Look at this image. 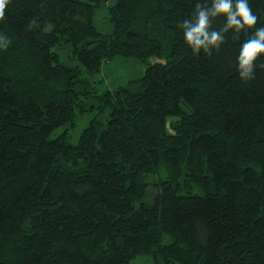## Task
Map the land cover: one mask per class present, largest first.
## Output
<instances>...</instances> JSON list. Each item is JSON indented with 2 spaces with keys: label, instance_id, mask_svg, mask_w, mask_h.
<instances>
[{
  "label": "trees",
  "instance_id": "obj_1",
  "mask_svg": "<svg viewBox=\"0 0 264 264\" xmlns=\"http://www.w3.org/2000/svg\"><path fill=\"white\" fill-rule=\"evenodd\" d=\"M107 1L10 0L0 21V264H264V67L235 66L250 33L193 55L178 25L200 0H114L104 33ZM119 56L143 74L82 77Z\"/></svg>",
  "mask_w": 264,
  "mask_h": 264
},
{
  "label": "clouds",
  "instance_id": "obj_2",
  "mask_svg": "<svg viewBox=\"0 0 264 264\" xmlns=\"http://www.w3.org/2000/svg\"><path fill=\"white\" fill-rule=\"evenodd\" d=\"M9 2L0 0V21L5 18ZM218 18L223 19V27L215 30L212 21ZM178 27L182 30L184 44L193 55L203 53L211 56L221 48L229 32L236 40L242 33H250L239 45L235 64L238 77L249 82L254 78L257 67H264V64L257 65L258 59L264 56V26H258V17L250 6V0H200L192 17ZM9 44L7 37L0 34V51L6 50Z\"/></svg>",
  "mask_w": 264,
  "mask_h": 264
},
{
  "label": "rangeland",
  "instance_id": "obj_3",
  "mask_svg": "<svg viewBox=\"0 0 264 264\" xmlns=\"http://www.w3.org/2000/svg\"><path fill=\"white\" fill-rule=\"evenodd\" d=\"M114 0H108L105 4L100 5L98 8L94 9L93 13V24L101 32L108 33L111 32L112 25L108 20V10L107 7L112 5ZM69 45H64L62 52H60V60L68 64H72V60L69 61L67 55H70ZM74 62V61H73ZM146 67L145 63L138 61L133 57H115L109 62H106L101 65V68L98 72L93 75H87L82 73V77L88 79L93 87L101 91L106 88H113L119 84L125 83L130 78H137L141 76ZM92 116V113L84 112L77 114L75 118V125L68 131V139L71 143L76 142L78 135L81 129L86 126L89 118ZM63 127L56 128L51 134L50 137L57 135ZM129 264H153L151 256L146 254H139L135 256Z\"/></svg>",
  "mask_w": 264,
  "mask_h": 264
}]
</instances>
